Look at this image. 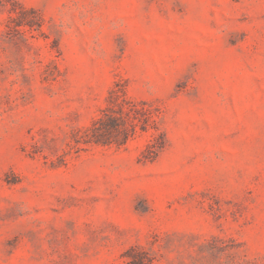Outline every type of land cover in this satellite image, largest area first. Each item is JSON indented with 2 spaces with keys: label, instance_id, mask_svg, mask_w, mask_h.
<instances>
[{
  "label": "rangeland",
  "instance_id": "obj_1",
  "mask_svg": "<svg viewBox=\"0 0 264 264\" xmlns=\"http://www.w3.org/2000/svg\"><path fill=\"white\" fill-rule=\"evenodd\" d=\"M0 264H264V0H0Z\"/></svg>",
  "mask_w": 264,
  "mask_h": 264
},
{
  "label": "trees",
  "instance_id": "obj_2",
  "mask_svg": "<svg viewBox=\"0 0 264 264\" xmlns=\"http://www.w3.org/2000/svg\"><path fill=\"white\" fill-rule=\"evenodd\" d=\"M129 112L130 111L126 112L129 120L122 125V123L117 122V118L119 117L114 114H108L106 113V111L103 110V114L107 116V119L105 120L104 117H98L94 120L92 127L90 128L92 132L90 140L94 142L110 143L111 141L116 139L120 141L119 143L126 142L127 139L134 133L135 127L139 125L140 121L136 118V116H129ZM98 123H103L102 128H99L96 125ZM141 127L143 128L145 126L141 125ZM103 131L106 132L103 133ZM113 132H116L114 133L116 134V136H114L115 138L111 139V133Z\"/></svg>",
  "mask_w": 264,
  "mask_h": 264
}]
</instances>
